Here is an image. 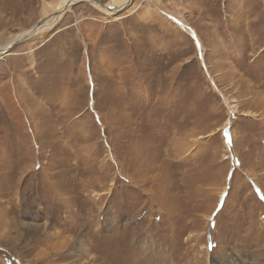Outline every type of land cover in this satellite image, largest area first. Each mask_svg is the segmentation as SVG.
<instances>
[{
  "label": "rangeland",
  "instance_id": "374dc122",
  "mask_svg": "<svg viewBox=\"0 0 264 264\" xmlns=\"http://www.w3.org/2000/svg\"><path fill=\"white\" fill-rule=\"evenodd\" d=\"M58 1L0 0V44ZM0 264H264V0L81 1L4 52Z\"/></svg>",
  "mask_w": 264,
  "mask_h": 264
},
{
  "label": "bare ground",
  "instance_id": "6f19581e",
  "mask_svg": "<svg viewBox=\"0 0 264 264\" xmlns=\"http://www.w3.org/2000/svg\"><path fill=\"white\" fill-rule=\"evenodd\" d=\"M86 1L93 5L96 9L102 12L105 15H114L118 12H121L127 8L132 0H110L106 5H99L94 0H59L58 2H52L46 4V9H44V19L40 20L38 23L15 35L5 41L3 44H0V56L12 47V45L20 40L28 39L39 33L48 31L51 29L60 19V17L68 11L69 7L72 4L77 2ZM123 8V9H122ZM178 25L184 29L191 37L196 41L197 46L200 47L199 38L196 32L187 27L182 21H177ZM198 47V48H199ZM229 111L233 113L234 107H229Z\"/></svg>",
  "mask_w": 264,
  "mask_h": 264
},
{
  "label": "water",
  "instance_id": "95a60500",
  "mask_svg": "<svg viewBox=\"0 0 264 264\" xmlns=\"http://www.w3.org/2000/svg\"><path fill=\"white\" fill-rule=\"evenodd\" d=\"M25 40H26V39L15 42L9 50L13 49V48L16 47L20 42L25 41ZM8 53H9V52H8Z\"/></svg>",
  "mask_w": 264,
  "mask_h": 264
}]
</instances>
